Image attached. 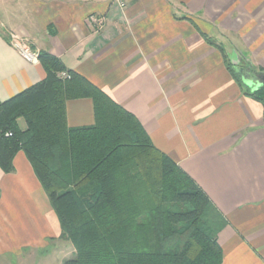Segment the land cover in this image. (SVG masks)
Segmentation results:
<instances>
[{"label": "crops", "instance_id": "crops-1", "mask_svg": "<svg viewBox=\"0 0 264 264\" xmlns=\"http://www.w3.org/2000/svg\"><path fill=\"white\" fill-rule=\"evenodd\" d=\"M125 1L120 9L113 0H0V102L47 75L10 44L19 32L133 113L205 191L226 220L221 264H264V104L239 85L214 40L237 37L233 46L264 68V0ZM91 14L107 17L102 30ZM66 109L71 127L95 123L92 98ZM14 166L0 168V259L50 251L61 237L23 151Z\"/></svg>", "mask_w": 264, "mask_h": 264}, {"label": "trees", "instance_id": "trees-1", "mask_svg": "<svg viewBox=\"0 0 264 264\" xmlns=\"http://www.w3.org/2000/svg\"><path fill=\"white\" fill-rule=\"evenodd\" d=\"M39 61L45 79L0 102V168L14 172L16 154H26L61 238L74 246L64 264H221L217 237L226 220L198 183L154 145L133 113L88 78L50 53L40 51ZM64 71L70 78L60 77ZM249 93L264 104V85ZM85 97L94 102L95 123L69 126L67 101Z\"/></svg>", "mask_w": 264, "mask_h": 264}, {"label": "rangeland", "instance_id": "rangeland-1", "mask_svg": "<svg viewBox=\"0 0 264 264\" xmlns=\"http://www.w3.org/2000/svg\"><path fill=\"white\" fill-rule=\"evenodd\" d=\"M214 40L219 42V44L224 48L231 63L234 64L238 72L239 78L241 79L243 89L250 91L251 88L245 85V83L243 82V77L239 72V68L242 67L244 70L250 71V68H246L245 65L246 63L252 64V62L249 61V59H247L245 56H243L235 45V47L233 46L232 41H237L238 38L236 37L235 39L232 35L226 37V35L220 33L219 35L214 37ZM19 123L22 127L26 126L24 119H20ZM51 245L55 246V248L53 249L52 247L50 251L47 247L43 252L39 250L29 251L25 255L16 259L11 256H7L0 259V264H64V261L66 259L72 258L74 256L71 254L72 250L74 249V246L71 241L62 239L60 237Z\"/></svg>", "mask_w": 264, "mask_h": 264}, {"label": "built area", "instance_id": "built-area-1", "mask_svg": "<svg viewBox=\"0 0 264 264\" xmlns=\"http://www.w3.org/2000/svg\"><path fill=\"white\" fill-rule=\"evenodd\" d=\"M117 3V6L120 9L126 7L125 0H113ZM90 22L96 28V31L102 30L107 22V17L105 15H90ZM9 42L10 44L20 53V55L27 61L36 63L39 61V51L35 49L32 45L30 38L19 32H10L9 33ZM60 77L63 79L70 78V74L66 71L60 73ZM7 135H12V133H7Z\"/></svg>", "mask_w": 264, "mask_h": 264}, {"label": "water", "instance_id": "water-1", "mask_svg": "<svg viewBox=\"0 0 264 264\" xmlns=\"http://www.w3.org/2000/svg\"><path fill=\"white\" fill-rule=\"evenodd\" d=\"M239 72L243 77V82L245 85L250 87L251 89H258L262 85H264V73H255L252 75V77L246 76L245 75V70L240 67Z\"/></svg>", "mask_w": 264, "mask_h": 264}, {"label": "flooded vegetation", "instance_id": "flooded-vegetation-1", "mask_svg": "<svg viewBox=\"0 0 264 264\" xmlns=\"http://www.w3.org/2000/svg\"><path fill=\"white\" fill-rule=\"evenodd\" d=\"M256 72H251L249 70H245V75L246 76H249V77H252L253 74H255Z\"/></svg>", "mask_w": 264, "mask_h": 264}]
</instances>
